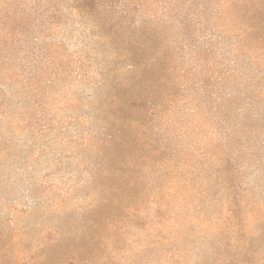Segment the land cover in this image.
<instances>
[{"label":"rangeland","instance_id":"1","mask_svg":"<svg viewBox=\"0 0 264 264\" xmlns=\"http://www.w3.org/2000/svg\"><path fill=\"white\" fill-rule=\"evenodd\" d=\"M0 264H264V0H0Z\"/></svg>","mask_w":264,"mask_h":264}]
</instances>
